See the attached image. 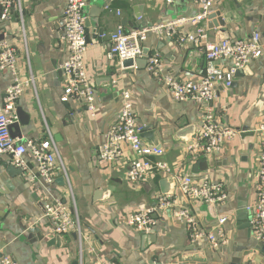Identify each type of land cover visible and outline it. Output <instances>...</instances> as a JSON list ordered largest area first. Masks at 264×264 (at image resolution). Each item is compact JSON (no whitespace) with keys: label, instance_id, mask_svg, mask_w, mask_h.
<instances>
[{"label":"crops","instance_id":"0c3cea01","mask_svg":"<svg viewBox=\"0 0 264 264\" xmlns=\"http://www.w3.org/2000/svg\"><path fill=\"white\" fill-rule=\"evenodd\" d=\"M85 1L87 5L91 2ZM108 2L98 28H89L84 56L87 76L96 93L94 117L83 101L60 103L62 80L52 76L68 55L61 40L67 0H22L21 14L12 12L9 21L0 24V47L10 46L16 51L18 78L34 80L16 103L29 119V124L20 128L21 140L38 143L49 133L67 181L66 188L55 183L62 176L56 166L53 185L44 183L28 154L24 158V176L10 179L0 164V258L9 256L17 264H169L171 260V264H229L230 257L242 255L240 264H264V257L253 252L257 241L247 212L256 202L258 129L264 123V52L245 67L242 75L233 77L229 89L218 87L208 105L177 103L162 80L147 70L122 69L120 62L109 56L108 36L119 26L126 30L141 25L150 28L179 17H192L197 13L196 1L180 0L173 5H166L163 0ZM214 12L221 15L225 33L218 31L219 26L208 27L207 20L198 26L203 33L197 44L178 45L176 37L147 35L143 49H148L150 56L159 55L162 76L197 81L206 65L202 47L226 37L245 39L258 33L264 49V0H215ZM213 20L219 25L217 19ZM98 29L102 30L101 35ZM196 31L194 25H182L177 36ZM230 65L229 60H219L214 67L225 70ZM12 81L8 71H0V110L5 89ZM102 90L107 93L99 94ZM123 91L131 94L137 122L156 130L159 148L163 150L157 160L166 164L171 175L154 172L140 183L128 182L127 166L136 158L128 148L119 164L101 166L95 161L94 152L119 113ZM207 108L218 127L233 130L236 136L214 154L213 169L201 172L195 160L197 153L189 152V145L174 137L182 128L200 125ZM241 129L248 133H241ZM1 160L10 162L7 156ZM175 176L221 184L227 200L215 205L216 217L206 210L207 204L180 194L174 185ZM156 195L171 196L174 208L188 210L206 232H214L219 227L218 220L226 218L221 229L227 246L214 249L205 238L192 242L185 226L174 220V208L155 210L157 242L142 244V233L129 228L126 221L139 209L157 205ZM56 201L76 210L82 224L81 245L72 237L73 232L60 236V247L48 245L55 236L48 231L44 211L38 204L44 208ZM40 235L42 239L38 238ZM189 245L193 252L183 257ZM249 251L253 254L245 256Z\"/></svg>","mask_w":264,"mask_h":264},{"label":"built area","instance_id":"2783aa9c","mask_svg":"<svg viewBox=\"0 0 264 264\" xmlns=\"http://www.w3.org/2000/svg\"><path fill=\"white\" fill-rule=\"evenodd\" d=\"M114 1V0H111ZM166 5H173L180 0H163ZM197 13L192 17H179L168 24H158L147 29H128L119 26L108 36L109 56L116 58L118 62L126 59L140 57L143 44L148 34L176 37L178 45L191 43L197 44L203 29L198 27L204 24L213 13L215 0H195ZM22 0H0L1 20L9 18L12 12L21 14ZM87 6L85 0H67L64 9L66 23L63 27L61 40L67 49V58L60 65L62 72V93L59 102L68 104L71 101H83L87 111L95 116V89L90 83L84 56L88 48L85 33L84 9ZM194 25L197 27L195 34L177 36V30L182 25ZM206 62L203 75L197 81H183L173 76H162V65L158 54L149 58L147 71L157 80H162L172 100L177 103L192 102L197 106H206L215 97L218 87L229 89L233 77L239 70H243L251 61L259 59L264 52L260 43V35L253 33L245 39H223L216 43H207L203 47ZM219 60H229L231 65L225 70L216 69L215 63ZM0 71H8L12 76V83L5 89L3 105L0 110V158L7 156L10 163L26 169L25 156L28 154L37 167L39 176L47 185L54 183V170L59 167L61 174L66 178L63 163L59 157L57 146L53 137L48 133L45 140L35 142H21L10 135V126L18 122L16 113L17 101L29 86H33V78L20 80L17 72V54L10 46L0 47ZM121 108L114 123L107 130L104 142L96 149V158L101 166L119 164L124 159V150L128 148L135 159L127 166L126 178L130 183H140L151 173L169 174L166 164L159 159L163 156V150L159 147H146L140 133L144 126H139L129 91H123L120 95ZM200 132L197 138L187 147L189 152L197 153V156L219 153L223 147L230 143L236 136V132L227 128H220L215 122L213 113L206 109L201 122ZM260 135V150L258 155L256 202L247 208L250 216V226L253 238L257 242H264V123L258 129ZM171 175V174H169ZM174 185L178 192L202 204L218 205L227 200L221 184L209 180L194 182L188 176H175ZM157 205L153 208L139 209L128 216L126 224L138 233L150 234L154 231L156 220L153 218L156 209L174 208V200L171 196H154ZM174 220L185 226L189 239L194 242L205 238L214 249H223L228 240L222 225L226 218L218 220L217 229L214 232H206L196 221V218L185 208H174ZM44 219L47 229L53 236H62L73 232L77 236L79 245L83 240L82 224L74 208L69 209L65 204L56 201L44 206ZM0 264H17L9 256L0 258ZM104 264H115L105 262Z\"/></svg>","mask_w":264,"mask_h":264},{"label":"water","instance_id":"95a60500","mask_svg":"<svg viewBox=\"0 0 264 264\" xmlns=\"http://www.w3.org/2000/svg\"><path fill=\"white\" fill-rule=\"evenodd\" d=\"M90 1L91 2H88V5L84 9V15L85 16H86L85 13L87 12V17L85 18L86 41H88L87 35L89 32V28L91 26L98 28L99 17L101 16V14L104 13L105 8L109 4L108 0H90ZM136 17L138 20H140L139 14H136ZM213 19H217L219 25H217V23H215V22H212V21H214ZM208 20L210 21L208 23V27L217 28L219 26L218 31L220 33H223V34L225 33L226 30L223 28L224 27V21L218 12L212 13L209 16ZM6 21H9V18H6L5 20H1V13H0V24H3ZM62 22L65 25L66 19L63 18ZM147 28L148 27L141 25L140 28H134V29H147ZM101 33H102V30L98 29V35H101ZM223 39L227 40L228 38L226 37ZM149 58H150V52L148 49L144 48L142 50V54L140 57H136L135 59H126V60L122 61L121 62V68L122 69L135 68L138 71L147 70ZM244 71H245V68L243 70L237 71L235 73V77L242 75L244 73ZM52 76L54 79H56L58 81L62 80V72L60 70L55 71ZM108 83H110V82L108 81ZM97 86H99V85L97 84ZM96 91H97V89H96ZM103 93H107V91L102 90V92H99V94H103ZM16 113H17V117H18V122L15 124H12L10 126V128H9L10 135L13 139H18L19 141L23 142L21 140L22 136L20 133V128L22 126H27L29 124V119H28V116L20 108H16ZM138 125L142 126L140 123H138ZM199 132H200V126L198 124H193V125H189L185 128L178 130L176 132L174 138H175V140H178L182 143L190 145L197 138ZM241 133L247 134L248 130L247 129H241ZM250 135H252V134H250ZM56 139H57V136H56ZM140 139L146 147H150V148L161 147L158 143L156 130H154L150 127L143 129V131L140 133ZM94 159L97 162L96 152H94ZM195 160L198 161L197 163L199 165L201 172H207L208 169H213V167H214V154H207L205 156H197L195 158ZM1 161L2 160L0 158L1 167L4 169L5 174L10 179H14L15 177L25 175V171L22 168H17L15 166H13L10 162H1ZM216 165H218V164L216 163ZM55 183L60 187H64V188L67 187V181L63 175L61 177H59L57 180H55ZM164 184L165 183H163V186H164ZM38 208H40V210L44 211L42 204H38ZM206 210L210 211L212 213V215L214 217H216L215 216V205H212V204L207 205ZM249 221H250V218H249ZM250 228H251V226H250ZM72 237L74 238V240H77V236L75 233L72 234ZM38 238L42 239V236L40 235ZM62 242H63V239L60 236H55L54 238L49 240L48 245L49 246L56 245L57 247H60ZM141 242H142V244H144L145 242H149L150 245L156 244L157 236L155 234V231L151 232L150 234H143L142 233ZM191 252H193V247L191 245H189V247L187 248V250L185 252L186 254H184L183 257L191 256ZM253 252H259L264 257V242L255 243L253 246ZM251 254H253V253H251L249 251L247 254H244V255L247 256V255H251ZM241 258H242V255L232 256V257H230L229 264H240ZM172 261L173 260H171L169 262V264H171ZM258 261H259V259H258ZM247 264H249V263H247Z\"/></svg>","mask_w":264,"mask_h":264}]
</instances>
